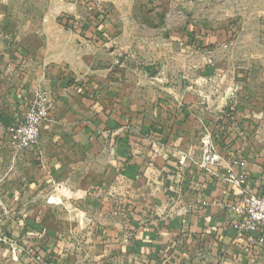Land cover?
Masks as SVG:
<instances>
[{"label":"crops","instance_id":"obj_1","mask_svg":"<svg viewBox=\"0 0 264 264\" xmlns=\"http://www.w3.org/2000/svg\"><path fill=\"white\" fill-rule=\"evenodd\" d=\"M12 1L0 0V135L37 88L51 94L53 114L20 154L0 139V192L16 213L9 227L49 229V219L17 213L57 206L73 214L78 236L48 231L29 257L0 249V264H264L251 233L233 226L241 188L264 194V71L254 65L245 78L237 66L216 91L185 92L182 103L172 90L146 91L145 78L133 102L128 75L114 73L108 56L80 75L57 17L25 24ZM231 87L240 90L235 108ZM229 168L245 174L241 186L225 181Z\"/></svg>","mask_w":264,"mask_h":264},{"label":"rangeland","instance_id":"obj_2","mask_svg":"<svg viewBox=\"0 0 264 264\" xmlns=\"http://www.w3.org/2000/svg\"><path fill=\"white\" fill-rule=\"evenodd\" d=\"M10 5L25 24L43 23L45 14L57 17L59 29L66 31L69 48L65 54L79 59L71 63H75L80 75L89 76L90 61L95 56L102 60L108 56L114 73L128 75L127 91L133 102L136 99L131 94L137 93L138 81L144 88L145 78L146 83L151 82L145 86L146 91L160 86L163 91L172 90L182 97V103L185 92L216 91L223 75L235 71L237 66L245 78L254 65L257 71H264V0H13ZM192 60L194 67L188 63ZM202 63L213 69L211 75L204 77L200 72ZM53 64L52 69L58 72L57 63ZM80 66L84 68L79 69ZM83 76L77 83L83 82ZM88 88L84 86L87 92ZM237 88H230L227 108L237 105ZM37 90L51 96L44 88L32 91L22 118ZM0 139L8 146L5 132H1ZM113 152L110 148L109 153ZM0 209L2 250L11 249L12 245L20 256L29 257L35 245L40 249L46 245L43 240L49 237L48 231L52 237L78 236L77 229L71 226L73 214L57 206L32 216L17 213L22 220L49 219L54 224L49 229L9 227L16 213L10 212L9 199L1 192ZM12 236L20 239L12 241ZM33 238L39 239L38 244H29Z\"/></svg>","mask_w":264,"mask_h":264},{"label":"built area","instance_id":"obj_3","mask_svg":"<svg viewBox=\"0 0 264 264\" xmlns=\"http://www.w3.org/2000/svg\"><path fill=\"white\" fill-rule=\"evenodd\" d=\"M53 101L50 96L37 90L29 102L24 117L6 128L7 145L14 155L22 153L37 144L41 128L45 122L52 120ZM111 152L113 149L111 148ZM214 157H206V161ZM245 174L233 175L231 168L227 169L226 182L241 186ZM241 205L234 210L242 215V219L233 226L239 232L251 233V240L259 243L264 252V194H257L241 188Z\"/></svg>","mask_w":264,"mask_h":264}]
</instances>
